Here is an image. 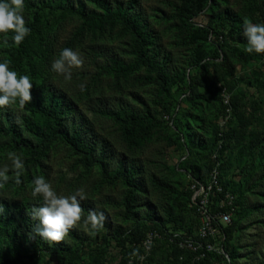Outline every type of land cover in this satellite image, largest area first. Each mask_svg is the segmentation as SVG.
<instances>
[{
  "label": "rangeland",
  "instance_id": "obj_1",
  "mask_svg": "<svg viewBox=\"0 0 264 264\" xmlns=\"http://www.w3.org/2000/svg\"><path fill=\"white\" fill-rule=\"evenodd\" d=\"M30 1H35L38 11L41 8L40 11L44 15L48 13L45 17L51 43V58L45 73V82L73 104L77 111L74 118L82 117L89 123L88 138L91 141L98 143V146L103 142L107 143L108 159L102 167L85 171L77 163L78 158L59 143L50 149L47 158L36 168L28 167L24 160L21 184L14 183V170L9 171V182L0 188V203L7 201L18 205L27 204L29 215L32 206L43 204L41 197L32 195L33 180L38 176L48 180L59 195H70L78 188H83L86 193V199L81 201V207L84 209L81 222L70 230L71 236H66L60 242L65 251L62 256L50 259L43 255L38 263L21 264H66L67 258L74 264H121L125 250L120 244V236L129 237L131 232L135 233L137 230L143 232L151 226L154 219H160L171 228L174 227L175 220L194 221L195 218L187 211V179L174 171V167L184 155V148L177 137L169 134L173 138L171 146L152 140L141 150L128 153L116 128L100 117V111H112L120 106H128L157 118L161 109V106L154 104L155 87H138L130 82L115 87L106 77L95 78L98 68L103 66L107 59L116 58L126 63L131 60L129 39L120 33V28L106 29L100 36L78 33L80 22L76 17L63 18L59 16V12L55 14L54 10L48 11L47 3L53 6L55 0ZM99 2L109 7L122 8L132 4V13L145 21L146 29L153 36L155 43L152 51L158 54L157 60L164 64L170 75L186 74L191 66L189 63L194 47L182 48L178 44L175 30L177 25L173 16L179 0H68L67 4L74 9L81 5L86 12L99 13L96 6ZM249 8L246 0H212L208 1V7L198 17V21L206 26L226 13L236 17L233 24H237L239 29L233 36L228 33L232 23L228 21L224 28L217 30L216 37L211 36L210 41L215 44L223 39L222 56L228 57V66L233 68L232 76H226L223 71L215 72L213 69H192L182 84L170 90L173 106H179L175 121L186 142L189 166L200 171L204 170L215 139L220 102L217 97L211 98L205 86L194 84L205 82L210 85L217 82L216 84L221 85L219 83L224 81L233 99V116L228 128L231 140L225 152L230 167L223 181L239 186L237 197L240 201L235 232L228 243L230 264H264V53H248L247 38L243 34L245 18L257 24H264V18L258 15L254 6L253 12H250ZM34 13V7H24L26 24L32 22ZM11 36L12 33L7 34L9 42L4 45V34H0V61L5 58L6 50L12 41ZM203 46L209 47V44ZM64 48L79 51L84 61L80 68L71 69V80H65L64 75L57 74L51 68L52 62ZM142 75L143 72L136 76ZM81 85H84L83 91ZM193 88L196 89L199 99L190 104L189 95L184 99L182 95L191 92ZM9 110L14 114L16 121L17 117L21 119L25 114L24 110L14 105L9 106ZM69 120L70 118L66 124ZM6 143L5 140H0V166L8 164L11 169V161L8 158L10 152L5 148ZM117 165L136 168L137 201L129 211L118 205L127 191L120 181L112 186H99L103 172L110 171ZM27 174L29 180L25 178ZM162 187H168L181 196L171 197ZM169 209L170 220L166 217V210ZM89 210L104 213V227L93 230L90 225H84L83 220ZM34 222L38 224V221ZM152 264L180 262L171 256L166 247L161 246L156 251ZM214 264L222 263L216 261Z\"/></svg>",
  "mask_w": 264,
  "mask_h": 264
},
{
  "label": "trees",
  "instance_id": "obj_2",
  "mask_svg": "<svg viewBox=\"0 0 264 264\" xmlns=\"http://www.w3.org/2000/svg\"><path fill=\"white\" fill-rule=\"evenodd\" d=\"M208 1L212 0H179V5L174 8L173 20L176 22V31L178 44L182 48L194 47L190 59V67L185 73L170 75L164 68V64L157 60V53L152 51L154 39L152 34L146 29L145 21L132 13L133 6L128 4L125 8L120 6L109 7L104 3H97L99 13L86 12L81 5L76 9L67 4L68 0H55L53 6L47 3L49 10H54L55 14L59 12V16L63 18L76 17L80 22L78 33H88L91 36H100L106 29L120 28V33L129 39V55L131 60L123 62L116 58H109L103 66L98 68L95 78L106 77L110 79L115 87L130 82L133 86L138 87H155L154 104L161 106L157 118L149 113H142L128 106H120L112 111H100L99 115L106 122L111 123L119 133V138L128 153H134L149 145L152 140L165 143L167 146L173 144V138L169 134H173L184 148V155L179 163L174 167V171L182 178H186L184 174L177 172L183 170L190 174L191 177L205 184L208 176L215 167V161L212 159L217 155L216 161L219 163L220 182L224 191L231 193L235 197V212L231 219V223L225 227H221L222 237L216 242L208 239L204 244L215 245L226 255L227 260L217 252H198L193 253L188 250L179 249L176 243L183 239L191 238L198 241L197 231L200 222L189 207L191 193L187 188L185 196L187 199V211L190 216L195 219L186 221V219L175 220L174 227L164 224L160 219L151 221V226L147 227L143 232L137 230L130 233L129 237L120 236V244L125 250V257L121 264H129L131 257L142 255L139 245L147 234L155 233L159 239H156L155 245L151 248L149 256L144 264H152L155 260L156 251L164 246L168 249L171 256L180 262V264H214L219 261L222 264H230V254L228 243L235 232L236 215L239 210V186L236 184L225 183L226 171L230 167L229 159H226L227 144L231 140V134L228 133L229 123L233 116L232 113V97L226 89L225 83H211L207 85L205 82H198L195 86H205L211 98L217 97L220 102V111L217 116L215 139L211 150L207 157V163L204 170H196L189 166V153L186 142L180 129L178 131L175 115L179 106H173L172 95L170 90L182 84L190 75L192 69H202L207 71L213 69L215 72L223 71L226 76L231 77L233 68L228 66V57L222 56L223 39L213 44L211 36L215 37L219 28H224V24L230 21V36H233L239 27L236 17L228 15L218 16L217 21L210 25H203L201 28L193 25V20L198 18L208 7ZM249 4V11L253 12L252 6L257 9L260 17L264 18V0H246ZM30 0H24V7H34L35 13L32 22L26 24L31 29L30 34L19 45H15L12 41L8 46L5 59L11 61L9 67L20 75H28L33 83L31 89V101L24 109L25 114L21 117V123H17L14 114L10 112L9 106L0 108V140H5L6 150L19 154L25 161L26 165L36 168L47 158L50 149L55 144H62L78 158L77 163L88 171L92 168L102 167V164L108 159L107 143H98L88 138L90 133L89 123L82 117L74 118L77 114L73 104L66 100L64 96L51 89L50 85L45 82V73L50 64L51 43L48 37L47 17L48 13H44ZM214 28H217L216 30ZM208 43L209 47L203 45ZM262 54V53H261ZM2 60V61H3ZM226 66V67H225ZM228 66V69H227ZM143 72L142 76H136ZM197 81V79L195 80ZM195 88L191 92H185L182 99L189 95L190 104H194L199 96L195 92ZM223 90L229 95L230 114L225 124L224 130L219 127V121L226 116V107L223 104ZM19 108L18 103L13 104ZM20 109V108H19ZM168 118L172 122L169 126ZM70 118L68 124L67 120ZM182 129V126H180ZM240 144V142H239ZM136 168L134 166L124 167L117 165L110 171H104L99 186H112L117 181L121 182L127 191L123 197V201L119 206L130 210L136 203V191L138 183L135 181ZM29 180V175L25 177ZM166 189L169 196H181L176 191L168 187ZM174 200V199H173ZM0 206L3 212H0V264H21L23 262L38 263L41 256L46 255L48 258L62 256L64 249L61 244L44 240L34 233L36 223L31 219L27 204H15L2 201ZM171 209L166 210V217L170 220ZM191 218V217H190ZM171 229H170V228ZM195 229V230H194ZM173 235H177L173 239ZM67 236H71V233ZM170 239L172 242H169ZM47 241V242H46ZM203 258H200L201 255ZM47 264V263H46ZM66 264H74L72 260L67 258Z\"/></svg>",
  "mask_w": 264,
  "mask_h": 264
},
{
  "label": "clouds",
  "instance_id": "obj_3",
  "mask_svg": "<svg viewBox=\"0 0 264 264\" xmlns=\"http://www.w3.org/2000/svg\"><path fill=\"white\" fill-rule=\"evenodd\" d=\"M24 0H0V34H4L2 43L8 44L7 34L12 33V42L19 46L30 34L31 29L26 26L23 15ZM243 34L247 38L248 53H264V24L252 23L245 18L243 21ZM11 61H0V108L17 104L20 109L30 103L33 83L28 75H20L11 70ZM83 57L79 51L64 48L59 57L52 62V71L64 75L65 80H71V69L80 68L83 65ZM83 91L84 85H81ZM17 123H21L17 117ZM8 158L11 161V169L8 164L0 166V188L9 182V171L14 170V183H22L20 176L24 171V159L15 152H10ZM32 195L43 199L41 206H32L30 217L38 224L34 227V233L44 240L60 243L81 222L84 209L81 201L86 199L83 188H78L70 195H59L53 189L52 184L43 176L33 180ZM0 212L3 207L0 206ZM106 217L103 212L89 210L85 226L90 225L93 230L104 227Z\"/></svg>",
  "mask_w": 264,
  "mask_h": 264
},
{
  "label": "built area",
  "instance_id": "obj_4",
  "mask_svg": "<svg viewBox=\"0 0 264 264\" xmlns=\"http://www.w3.org/2000/svg\"><path fill=\"white\" fill-rule=\"evenodd\" d=\"M198 19L199 18H196L192 22L195 27L201 28L203 25ZM221 94L223 104L226 107V116L220 119L219 127L221 130H224L231 109L229 95L224 90ZM165 119L166 121L169 120L167 117ZM168 124L172 127V122L170 120ZM216 158L217 155L212 157L215 161V167L211 170L208 181L205 184L194 180L191 175L185 171L177 169V172L184 174L189 182L188 190L191 193L189 207L194 211L195 216L200 222V226L196 235L198 241L187 238L182 241H177L178 243L176 244L179 249L188 250L193 253L202 251L217 252L227 260L223 251L217 249L215 245L204 244L208 239H211L213 242H216L219 238L221 239V227H225L231 223V219L235 212V197L231 193L224 191L221 186L220 172L218 170L219 163L216 161ZM176 237L177 235H173V239ZM156 239H159L157 234H147L139 245L143 254L137 257H131L129 264H144L149 256L151 248L155 245ZM169 242H172V240L170 239ZM203 257L204 255L202 254L200 258Z\"/></svg>",
  "mask_w": 264,
  "mask_h": 264
}]
</instances>
